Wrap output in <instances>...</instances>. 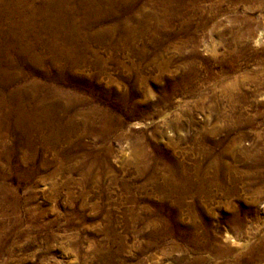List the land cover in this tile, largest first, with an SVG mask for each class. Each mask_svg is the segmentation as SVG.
Returning <instances> with one entry per match:
<instances>
[{"label": "rangeland", "instance_id": "374dc122", "mask_svg": "<svg viewBox=\"0 0 264 264\" xmlns=\"http://www.w3.org/2000/svg\"><path fill=\"white\" fill-rule=\"evenodd\" d=\"M145 1L147 0H138L135 8ZM189 1L185 9H182V15L178 21L174 22L175 29L173 27L170 29L176 31L179 28L183 38L197 39L199 56L197 61L196 57L190 54L189 42V46L185 44L183 49L174 47L175 44L177 45L175 35L166 40L161 35L158 37L160 43L157 44L154 38L157 36L148 35L142 41L135 42V54L128 53L125 49L113 53L115 46L120 47L119 30L113 34L105 33L103 40L100 41L83 40L85 48L87 46L85 54L88 59V63L82 66L83 71L88 73L92 71L93 65L89 61L95 53V55L98 54V61L100 60L97 62L98 65L102 60L107 61L105 67L109 72L98 78L100 83L104 85L108 83L106 86L117 89V81H121L118 89L127 88L126 91H128L130 84L125 78L127 76L120 75L123 72V75L127 74L128 70H133L136 74L140 73L139 75L147 79L145 85L150 90L151 96L147 104L140 103L143 115H131L125 112L127 107L120 109L115 97L106 98L93 84L89 85L87 94L85 90L81 92L75 84L54 82V88L60 87L69 92L70 96L81 97L80 101L70 106L68 116L62 123L72 118L79 124L78 115L88 110L87 107L91 104L87 100L98 101V97L103 96L105 100L98 101L99 109L119 117L123 122L120 139H116L111 134L105 138L106 140L103 138L101 140L97 134H90L89 130L83 133L81 128L76 126L69 131H57L53 145H35L32 141L31 144L24 145L20 143L19 131L10 126L11 122L3 123L0 132L3 135L0 145V184L6 189L8 195L6 203L9 206L0 211V264H189L188 261L197 254V250L187 242L170 235L162 237L158 234L154 235L159 231L154 230L150 222L155 218L161 219L165 215L164 211L158 213L155 208V213H147L146 199L152 198L157 205H168V203L165 199L164 202L161 201L153 191L155 185L160 184L163 178L158 177L155 180L156 184L150 181L148 183L146 180L155 171L164 177L169 172V167L173 168V162L177 168L187 169L192 168L195 162H199L201 172L204 169L207 170L212 157L202 155L204 148L212 149L216 151L215 153L221 152V162H227L226 164L236 167L239 171L248 170L251 159H248L247 151L252 148L253 135L259 131L264 133V84L254 86L244 81L246 83H242L240 88L241 91L248 93L246 101L240 105L241 116L252 119L254 121L252 126L246 124L240 129L231 130L223 128L225 123L223 117L234 115H218L210 108L214 85L230 83L234 78L243 75L250 77L261 65L264 67V9L256 7L250 10L245 9L254 0H232L236 2L237 7L233 9V6H230L231 13H225L226 15L218 16L214 22L212 21L219 26L213 29L211 22L205 27L206 29H199L200 12L192 11V1ZM199 1L203 4L209 3L208 0ZM33 2L35 7L40 6L39 0ZM235 13L238 15L248 13L247 15L252 17L251 27H253L254 35H252L253 39H250L251 48L263 51L258 55L248 52L232 60L231 68L224 67V64H216L214 59H233L225 52V48L221 43L219 44V41L231 37L227 29L231 27L232 30L234 23L226 21V18ZM12 22L17 24V18H12ZM110 24L113 23L104 22L105 27ZM131 24L134 25V23ZM100 27L99 24L94 25L92 30ZM31 29L35 30L36 27ZM216 29H219L221 34H217ZM45 34L43 32L41 37H37L44 41L48 39V35ZM28 40L30 43L35 42V36H30ZM254 40H257V43ZM166 47L169 50L165 51ZM42 51L38 48L33 51V54L39 55ZM145 52L146 56L143 55ZM7 54L11 57L13 54L16 56V51L13 48L7 53L2 50L0 58ZM87 54L92 57H88ZM166 56L173 58L169 67L170 72L180 73L183 70L182 63L189 60L192 63V59L196 62L192 65L198 70V74L191 81V86L176 91L170 100L163 99L165 79L159 81L157 71V66L161 64L164 57L167 58ZM16 65L24 71L23 73L29 72V65L24 61H17ZM48 65L45 62L38 68L45 70ZM125 67L128 68L125 69ZM54 69L56 68L48 72L52 73ZM108 75L114 78L116 83L110 84ZM33 80L50 83L38 74L25 76L19 81V85ZM46 88L41 92H45ZM3 90L9 93L11 89ZM135 99L142 101L144 97L138 94ZM217 107L223 111L228 108L224 100L219 101ZM3 108L4 106L0 105V112ZM9 120L12 118H9L7 122ZM130 131L137 132L143 140V146L147 148V157L144 160L147 162L148 170L141 176L132 162ZM234 136L237 138L236 141H232ZM213 142L218 144L213 145ZM234 155H241L244 161L243 159L233 161ZM57 166L60 168L58 173L54 172ZM227 183L225 181L224 185L228 186ZM235 188L236 191L227 196L224 194L226 196L224 197L221 191L223 188L219 189L210 184L206 190L210 194V199L202 201V206L211 214L209 220L213 224L214 232L220 235L224 243L238 247L246 240L247 232L256 233L258 226L264 229V207L260 206L264 196L257 197L256 202L250 205L247 203L255 195L252 191L246 190L244 181H239ZM229 201L234 204L241 216L246 215L244 230L233 229L228 225L226 217L231 215ZM258 211H261L260 222L256 223L253 217L254 212ZM179 216L187 221L186 214L181 213ZM185 249H188V255L185 254ZM198 252L209 259L207 253ZM184 255H186L185 259L182 258ZM209 263L212 262L209 261Z\"/></svg>", "mask_w": 264, "mask_h": 264}, {"label": "bare ground", "instance_id": "6f19581e", "mask_svg": "<svg viewBox=\"0 0 264 264\" xmlns=\"http://www.w3.org/2000/svg\"><path fill=\"white\" fill-rule=\"evenodd\" d=\"M33 1L0 0V41H2L0 51L4 50L7 53L11 48L16 51V56L13 54L11 57L7 54L0 58V105L4 106L0 112V119L2 118L0 132L3 123L11 122L10 126L20 133L21 144L29 145L32 141L35 145L50 146L56 140L55 134L57 131H69L76 126H79L83 133L89 130L90 134H97L101 140L111 134L116 139L121 138L122 132L120 130L124 127L122 120L117 116L110 115L106 110H100L98 107V101L105 100L103 96L101 98L98 97V101L87 100L91 104L87 107L88 110L78 115L79 124L72 118L66 119L62 123L64 118L68 116L70 106L80 101L81 97L70 96L68 95L69 92L60 87L54 88L53 84L55 81L75 84L81 92L85 90L87 94L89 85L93 84L98 87L99 93L106 98L115 97L116 104L121 107L120 109L127 107L125 112L131 115H143L144 112L140 108V103L147 104L151 96L150 90L145 85L147 79L139 75L140 73L136 74L133 70H128L127 74L123 75L124 72L120 74L122 77L127 76L125 78L130 84L128 91H126L127 88L125 90L118 89L121 81H117L118 90L106 86L108 83H105L106 85L100 83L98 78L103 74H107L108 71L105 67L107 61L102 60L101 64L98 65L97 62L100 61H98V54L95 55L96 53L93 54L94 52H92L93 58L87 54L91 58L89 62L93 65L91 67L92 71H89L90 73L83 71L82 66L88 61L85 54L87 46L85 48L83 43L85 39L100 41L101 39L103 40L105 33L113 34V32L119 30L120 47L116 48L115 46L113 53L114 51L118 53L121 49H125L128 53L135 54V42L138 40L142 41L148 35L157 36L154 37L156 38V44L160 43L158 37L161 35L165 37V40L175 35L177 37V45L173 42L175 44L174 47L181 49L185 44L188 45L190 43V54L194 58L196 57L197 61V39L193 37L183 38L180 35L179 28L174 31L175 28L173 27L174 22L178 21V18L182 15V9L189 0H147L137 8H135V4L138 0H39L41 2L39 7H35ZM191 1L192 11L200 12L199 29L205 28L212 21L214 22L218 16H223L225 13L228 14V12L232 11L230 6H233V9L237 7L236 2L232 0H208V4H203L199 0ZM253 7L264 9V0H254L245 9L250 10ZM247 14L238 15V13H235L233 16H227L226 21L234 23V28L231 30V27L227 26L229 29H226L230 31L231 37L223 41L219 37V44L223 45L225 52L233 59L218 60L213 58L216 64L219 63L220 65L224 64V67H231L232 60L238 59L248 52L257 55L262 53V49L254 50L251 48L250 39H253L252 35L254 34L253 27H251L252 17ZM12 18H17V24L12 22ZM4 21H6L5 24ZM104 22H112L113 24L105 27ZM131 23H134V25ZM185 23L183 24L185 25ZM98 24L101 27L92 30L94 25L97 26ZM217 26H219L218 23H213L212 28L215 29ZM35 27V30L31 29ZM172 27L174 28L173 30L170 29ZM215 31L217 34L221 32L219 29ZM43 32L48 35V39L44 41L37 37H41ZM30 36H35V42H29ZM254 42L257 43V40H254ZM38 48L43 51L39 55L33 54V51ZM167 50H169L168 47H166L165 51ZM145 54L146 52L143 55ZM172 60V56L164 57L161 64L157 66L159 81L165 79V93L163 95L165 100L172 99L171 97L176 91L191 86L192 79L198 74V70L192 65V63H196L194 59H192V63L191 60L186 61L184 64L182 63L183 70L180 73L170 72L169 67ZM17 61H24L29 65L27 74L23 73L24 71L17 65L18 68L15 66ZM45 62L49 64L48 67L45 70H40L38 66ZM52 68H56L53 70L54 72H48ZM38 74H41L43 79L45 78L50 83L46 84L43 81L33 80L30 83L19 85V81L24 79L25 76H36ZM121 80L125 79L121 78ZM244 81H248L254 86L264 84L263 65L250 77L247 75L239 76L231 80L230 83L214 85L212 89V105L210 109L214 110L218 115H237L235 117H223L225 123H223L222 127L228 130L233 128L240 129L246 124L252 126L254 123L252 119L244 118L245 116L242 118L241 116L240 105L246 101L248 96L247 92L240 90ZM109 83L114 84L116 80L110 77ZM45 87H47L46 91L41 92ZM5 88H10V92H4L3 89ZM253 92L256 94L255 90ZM138 94L144 97L142 101L135 99ZM221 100L227 103L228 108L226 111L217 107L218 102ZM9 118H12V120L7 122ZM1 136L3 135L0 134V145L2 142ZM129 136L131 137L132 162L138 169L139 176H141L148 170L147 162L144 160L147 157V148L143 146V140L137 132L130 131ZM253 136L254 138L251 140L253 141L252 148L247 151L249 156L247 157L251 159V162L249 160L250 167L248 170L239 171L236 167L226 164L227 162H221V152L215 153L216 151L212 149L205 150L204 148L202 150L204 154L202 155L205 157L211 155L212 157L207 170L204 169L201 172L199 162L195 161L190 169L177 168V165L173 162V168L169 167V172L164 177L161 176V173L158 174L155 171L146 180L148 183L150 181L156 184L157 181L155 180L158 177L163 178L160 184H156L155 189L152 190L155 191L161 201L164 202L165 199L168 203V205H157L152 198L148 197L146 199L145 210L147 213H155V208L158 213H163L164 211L165 215L161 219L155 218L150 222L151 227L159 231L154 235L158 234L159 237L170 235V237L173 236L193 246V249L197 250V254L188 261L189 264H264V229L258 228L259 226L257 225L258 231L256 233L245 232L246 240L242 245L238 247L232 246L229 243H224L220 235L214 232L213 224L209 220L211 214L205 211L202 206V201L210 199V194L206 191L210 184L219 187V189L220 187L223 188L221 191H223V195L226 194L227 196L236 191L235 186H237L239 181H244L246 190L252 191L253 195H255L253 198L251 197L250 201L247 200L249 201L247 204L250 205L256 202L257 197L264 196V133L259 131ZM235 139L237 138L234 136L232 141ZM217 142H213V145H217ZM233 159V161H241L243 158L241 159V155H234ZM59 171L60 168L57 166L54 172L58 173ZM225 181L228 182V186L224 185ZM7 196L6 189L0 184V211L9 206L6 203ZM226 196L224 195V197ZM133 199L136 200L135 197ZM229 204L231 215L226 217L228 225L233 229H243L244 223H246V215L241 216L234 204L230 201ZM260 206L264 207V199ZM10 207L14 208L12 205ZM260 212H254V217L252 216L256 223L260 222ZM181 213L186 214L187 221L181 219L182 217L179 216ZM184 251L188 255V249ZM198 251L207 253L210 260ZM186 255L182 258L185 259ZM209 261L212 263H209Z\"/></svg>", "mask_w": 264, "mask_h": 264}]
</instances>
